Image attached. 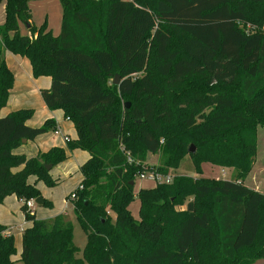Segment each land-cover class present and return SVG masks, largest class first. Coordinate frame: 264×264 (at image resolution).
Listing matches in <instances>:
<instances>
[{"label": "trees", "instance_id": "trees-1", "mask_svg": "<svg viewBox=\"0 0 264 264\" xmlns=\"http://www.w3.org/2000/svg\"><path fill=\"white\" fill-rule=\"evenodd\" d=\"M31 1L0 0V203L16 195L31 221L20 261L264 264V193L243 183L256 126H264V0H60L58 35L33 22ZM7 51L27 58L34 77H51L42 99L73 122L68 150L89 154L72 199L87 235L83 258L63 214L37 219L26 206L40 197V180L57 184L46 165L69 156L59 146L33 157L14 152L58 126L53 119L30 126L31 108L1 115L15 83ZM149 155L161 164L147 165ZM187 155L197 177L172 175L135 194L142 174L167 176ZM204 162L232 168L235 177H204ZM136 195L137 219L130 211ZM16 252L0 223V264Z\"/></svg>", "mask_w": 264, "mask_h": 264}, {"label": "rangeland", "instance_id": "rangeland-1", "mask_svg": "<svg viewBox=\"0 0 264 264\" xmlns=\"http://www.w3.org/2000/svg\"><path fill=\"white\" fill-rule=\"evenodd\" d=\"M32 4V5H31ZM30 4V9L33 15V22L37 26L43 25L47 22L49 29L55 30L57 25L60 27L62 22V5L60 0H35L32 1ZM4 21V18H3ZM61 30V29H60ZM21 34H29V30L25 25L21 23L20 27ZM56 31V30H55ZM53 32V31H52ZM60 33V31H59ZM40 100H42V96H37ZM11 100H9L8 104L1 109V115H6L10 111L17 107L16 105H11L10 102L15 100V94L12 91L10 93ZM123 104L129 103L130 101L122 100ZM32 109V108H31ZM37 110H34L33 118H36ZM34 119L28 121V124L31 123ZM66 129L67 126L72 124V121H66ZM42 125V124H41ZM66 136L72 140L74 137L73 134L70 132L69 134L67 131H64ZM256 133H257V151L254 157L253 165L248 172V174L243 179V183L253 189L259 190L264 193V126L258 125L256 126ZM59 146L63 148H67V141L61 135H56L54 132L49 131L46 132L35 140H31L28 143H23L19 148L14 149L15 153H21L28 156L36 155L39 152H46L52 146ZM68 159L65 161L57 164L56 166L52 167L50 173L53 179H57V184L54 186H48L43 180H40L37 184L40 190V197L46 199L47 201L51 202L50 206H41L36 204L35 208L30 210L31 212H36L37 216L41 219L49 220L54 218L59 214H63L67 220L72 223L73 227V234H74V243L78 248L77 256L83 258V252L87 243V235L86 232L81 227L79 221L77 220V216L74 210V205L71 199V194L75 193V190L78 188L81 180V176L78 172L79 165L86 159V154L83 151L75 150L72 153H69ZM85 155V156H84ZM162 162L160 155H149L146 164L150 166H159ZM202 168V176L214 178V179H228L231 180L235 177V171L232 168L226 167H219L212 165L209 162H204L201 165ZM17 170H20L18 167ZM188 175L197 177L198 173L196 172L191 156L187 155L181 162L179 168L176 170H170V174L168 173L167 176H164L160 181H165L167 177L172 179V175ZM150 173L145 175V178H138L135 182L134 192L135 194L141 188H151L158 181L156 179L150 178ZM66 197H70L69 203L65 204ZM31 200V199H30ZM35 202V199H32ZM4 202V201H3ZM2 202V203H3ZM23 202V201H22ZM139 203L140 200L138 196H135L134 201L130 204V211L132 215L137 219L139 217ZM5 204L7 205L8 215H11L7 220L8 229L11 230L12 234L14 235L15 246L17 249L16 254L12 257L13 262L11 264H23L20 261V252L22 249L21 243V229L20 223L23 222V218L20 215L22 210L20 209L21 202L18 201L15 195L8 196L6 198ZM24 203H22L23 205ZM1 205V204H0ZM264 262V260H263ZM88 264V263H85Z\"/></svg>", "mask_w": 264, "mask_h": 264}, {"label": "crops", "instance_id": "crops-1", "mask_svg": "<svg viewBox=\"0 0 264 264\" xmlns=\"http://www.w3.org/2000/svg\"><path fill=\"white\" fill-rule=\"evenodd\" d=\"M31 3H32V1L29 3V5ZM4 7H5L4 3H1L0 4V24L4 22L3 18L5 20V8ZM60 29H61V24H60V27H58V25H57V27L55 29L56 31L55 30H52V31L55 35H58ZM6 61H7L8 66L11 68V70L15 74V83H14V86H13L11 92L12 91L14 92L16 98H15V100H12L10 102V104L16 105L17 107H15V108H18V109L32 108L33 110L38 111L36 114V118L35 119L33 117L31 118L34 120L31 123H29L30 126L38 127V126H41V124H43L47 119H53L56 122L58 129H57V131H52V132H54L56 135H61L64 138V140L67 142H68V140H70V137L68 138V136H66L67 134L64 131H67L68 134L71 132L74 136V137H72L73 138L72 140H74L77 137L76 129H75L74 124L72 122V124L67 126V130H65L66 124H67L66 121L70 122V120L64 116V111L62 109L51 110L46 106L43 99L40 100L41 98L39 99L38 97H36L37 94H39V96H41V90L42 89H47L51 86V81H52L51 77H49V76H41L38 78L34 77L33 73H32V67H31L29 60L25 57H21L19 55H14L8 51L6 52ZM9 100H11V98ZM9 100H8V102H9ZM14 110H17V109H14ZM14 110H12V111H14ZM31 119H29V120H31ZM28 121H27V123H28ZM63 133L66 135H64ZM66 137L68 138V140H66ZM28 142L29 141H27V143ZM66 150H67V154L69 156L70 155L69 153H72L73 151L80 150V149H75L73 151H69L68 147H67ZM80 151H83V150H80ZM83 152H85V154H86V159L79 165V169H80V166L89 158V154L86 151H83ZM36 155H33V156H36ZM33 156H28V157H33ZM79 169H78V172L81 176V180H80V183H81L83 177H82V174H81ZM32 180H34V179L32 178ZM153 187H155V185ZM9 196H11V195H9ZM6 198H8V196ZM6 198H5L3 203H0L1 204L0 205V223L5 225L7 227V230H9V232L12 233L11 230L8 229V226H10V224L7 225L8 224L7 220L9 219V217L11 215L7 216L8 209H7V205L5 204ZM17 199H18V197H17ZM18 201L21 202L20 209L22 210V203L23 202L20 199H18ZM69 201H70V199L68 197H66L65 204L69 203ZM41 206H43V205H41ZM34 213L36 214L37 219H41L37 216L36 212H34ZM20 215L23 218V222L20 223L21 224L20 229H21V234H22L23 231L25 230V228H27L31 225V221H28L25 219V214H24L23 210H22V212H20ZM21 242H22V235H21Z\"/></svg>", "mask_w": 264, "mask_h": 264}, {"label": "built area", "instance_id": "built-area-1", "mask_svg": "<svg viewBox=\"0 0 264 264\" xmlns=\"http://www.w3.org/2000/svg\"><path fill=\"white\" fill-rule=\"evenodd\" d=\"M66 140H68L67 137H66ZM148 173H150V176H149V177H150V178H153V179H156V181H160V180L163 178V176H161V175H159V174H155V173H153V172H148ZM146 174H147V173L142 174V175L140 176V178H145V175H146ZM163 179H164V178H163ZM165 181L169 182V181H171V178L167 177ZM161 182H162V181H161ZM74 198H75V193L71 194V199H74ZM35 205H36V203H35L32 199L26 201V206H27V208H28L29 211L32 210V209H34ZM30 212H31V211H30Z\"/></svg>", "mask_w": 264, "mask_h": 264}, {"label": "water", "instance_id": "water-1", "mask_svg": "<svg viewBox=\"0 0 264 264\" xmlns=\"http://www.w3.org/2000/svg\"><path fill=\"white\" fill-rule=\"evenodd\" d=\"M113 82H114L115 84H118V83L120 82V76H119V75H116V76H115V79H114ZM126 106L129 107V103H126ZM23 142L26 143L27 140L24 139ZM189 152H191V153H192V152H195V146H194V145L191 146V148L189 149ZM52 167H53L52 164H48V165H46V168H47L48 170H50ZM132 184H133V182H132ZM35 203L38 204V205H43V203H44L43 198H42V197H37V198L35 199Z\"/></svg>", "mask_w": 264, "mask_h": 264}]
</instances>
